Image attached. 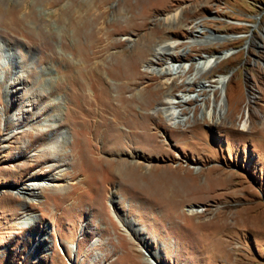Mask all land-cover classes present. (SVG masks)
<instances>
[{
	"label": "rangeland",
	"instance_id": "rangeland-1",
	"mask_svg": "<svg viewBox=\"0 0 264 264\" xmlns=\"http://www.w3.org/2000/svg\"><path fill=\"white\" fill-rule=\"evenodd\" d=\"M164 40L192 64L174 80L196 98L177 128L151 111L166 90L145 65ZM1 43L0 264H264V0H0ZM229 51L197 77L232 70L228 92L185 85L194 61ZM204 101L225 113L203 120ZM133 153L160 169L139 186L108 169ZM37 177L54 187L19 194ZM159 180L180 191L159 196Z\"/></svg>",
	"mask_w": 264,
	"mask_h": 264
},
{
	"label": "bare ground",
	"instance_id": "bare-ground-1",
	"mask_svg": "<svg viewBox=\"0 0 264 264\" xmlns=\"http://www.w3.org/2000/svg\"><path fill=\"white\" fill-rule=\"evenodd\" d=\"M180 11L181 10H178V11H176L174 13H171V14L167 15L165 17V19L175 20L179 16ZM186 29H189V27L186 26ZM195 31H197V30H195ZM193 34H194L193 37H190L187 41H184V42L187 43L188 45H193L195 43L203 42V40H204L203 38L196 39L197 35L195 33H193ZM209 36H214V34L212 33ZM210 38L211 39L220 40V39H224L225 37L214 36V37H210ZM228 38H230V37H228ZM207 40H209V39H207ZM181 43H182V41H179V40H173V41L172 40H164V41H162L155 48L154 53L152 55V58H148L146 60V65H145V68H146L147 72H149L151 74H154V75H157L158 77H160L162 79V82H161L162 86L161 87L166 90L165 96L162 99V101L159 102L158 104H156L157 106L152 108L151 111L153 112L154 115L157 116V119L163 120L169 126L176 127V128L180 124L181 125H185V123L188 121V119L193 115V113L191 111L190 112H183V110L187 108L186 106L188 105V103L191 100H195L196 99V98H194L192 96H189V94H187V93H184V95H181L178 92L174 91V87L176 86V83L174 82V80L177 79V78L183 77L185 75V73H187L189 71V67L192 65V64L182 63V62H176V60H175V56H176L175 55V49ZM0 49L2 50V54H3L1 56V58H0V61L3 60V62H4L3 64L0 63V67H4L6 65H9L8 59H7V54L10 53V48L8 49L5 44L1 43ZM231 54H232L231 51L225 52V53H215L213 55H208V56L202 57L199 60L194 61L196 76H194L192 78L188 77L186 79V81H185V85L188 86V87H191L192 85H195L199 89L198 90L199 93L200 92H204V91H208V92H210L211 94L214 95L215 91L217 90L218 92H221V94L223 95L224 92H226V91L228 92L227 83L229 82V80H231L230 77H231V74H232V70H230L228 73H226L224 75L219 76L218 80L215 82L216 84H214L211 87L206 86L205 83L197 81V77H198V74H202L205 70L213 68L221 60L229 57ZM161 63H162V65H161ZM16 72H18V71H16ZM6 80H7V83H6L5 86H6V89H7V94H10V91H11L10 89L12 88V85L14 83H12V81H11L12 79H10V78L6 79ZM204 104H205V107H203V109H202V112H203L202 113V119L203 120H211V119L213 120L214 113H217L218 116H221L222 114L225 113L224 103H222L221 101L220 102L215 101V105H214L213 108H210V107L208 108L207 105H206V101H204ZM116 109L117 110H115V111L117 113H118L119 110L129 111V110H127L126 107H123V108H118L117 107ZM124 115H123V117H124ZM125 123L126 122L123 121V124H125ZM113 125H114L113 128L111 126L110 127L113 129V131H115L117 129L118 125L114 124V123H113ZM41 126L43 128V130H42V133H43V132L46 131L45 128L53 127L54 125L48 124V120H45L42 123ZM60 128H61V125L59 126V129ZM118 128H119V126H118ZM112 129H110V130H112ZM146 129H147L146 128V122L145 121H144V123L143 122H139L136 125V130L137 131L138 130H140V131L142 130V132L141 133L137 132L136 135L144 136L145 134H147V130ZM116 131H118L120 133L119 130H116ZM151 137H152V140H151V142L148 145L154 146L155 144L158 143V140L156 139V134L153 133ZM61 139H62V134L59 135L58 137L54 138L53 140H51V142H49V144H47L44 147L43 153L46 154V153L52 152V151L55 152V150L57 149V146H59V144H61ZM120 140H121V135L117 136V138L115 139V142H116L115 146L117 145V148L120 147ZM123 149H124V147H123ZM132 155H133V157H135L134 153ZM135 158L136 159L133 158L134 159L133 162L132 161L131 162H127V161L114 162V161H112L113 163H111V164L109 163L111 166H109L108 169H113L114 172L117 173L118 175H120V177H122L123 179L130 180L133 183V186H136L139 183L140 179L143 178V176L145 177L144 170L151 169L152 173L150 175L152 177L155 176V174L160 171V169L158 167L152 166L151 164H144V163H142L143 161H141V162L140 161H136V160H138V157H135ZM193 169H194L193 171H199V168H193ZM153 171H154V173H153ZM59 172H60V170H59ZM108 173H111V172H108ZM170 180H173V179H170ZM163 181L159 180L157 182V186L153 187L152 190L155 193H157L159 196H162V195H165V194L167 196L168 195L170 196L171 192H172V188H173V186H170V185H172L173 181H169V182L167 181L168 184H167V182L164 183ZM25 185H26V188H21L19 190V194L21 193V190L23 189L22 193L27 194L28 196L30 195L31 196L30 200H38L36 198V195L37 194L39 195L43 189H47L49 187H54V185L47 184L45 180L43 181L41 178H38V177L37 178H31L29 180V182L27 184H25ZM133 186H131V187H133ZM138 186H139V184H138ZM167 186H169V188ZM174 188H173V190L176 193L177 191H180L181 187L180 188L174 187ZM127 193H129V192H127ZM136 193H138V192L136 191ZM158 195H157V197H159ZM150 203H152V202H150ZM186 211L188 212L189 216H194V215L196 216V215L199 214V210L196 209L195 206L191 207V208H188ZM30 220L31 219L29 218L28 221H30ZM259 221L260 220H258L257 222L259 224H261V226H263L262 225V221H260V222ZM257 222L255 224H258ZM130 225H132V224H130ZM151 257H153V259L155 258L154 255H152V254H151ZM157 262L158 261H156V259H155L154 263H157Z\"/></svg>",
	"mask_w": 264,
	"mask_h": 264
}]
</instances>
